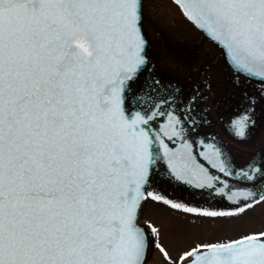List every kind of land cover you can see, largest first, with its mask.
I'll return each mask as SVG.
<instances>
[{
  "label": "snow or ice",
  "instance_id": "obj_1",
  "mask_svg": "<svg viewBox=\"0 0 264 264\" xmlns=\"http://www.w3.org/2000/svg\"><path fill=\"white\" fill-rule=\"evenodd\" d=\"M175 2L237 69L264 80V0ZM148 44L142 0H0V264H147L158 230L146 233L138 213L148 197L163 199L147 191L159 159L149 127L157 113L123 105ZM248 121L233 122L237 136ZM248 168L264 177V164ZM211 180L219 177L197 186ZM180 260L264 264V232Z\"/></svg>",
  "mask_w": 264,
  "mask_h": 264
},
{
  "label": "flooded vegetation",
  "instance_id": "obj_2",
  "mask_svg": "<svg viewBox=\"0 0 264 264\" xmlns=\"http://www.w3.org/2000/svg\"><path fill=\"white\" fill-rule=\"evenodd\" d=\"M199 40L200 47H197L194 54H187L189 57L183 60L175 58L176 62L195 68L189 70L188 75H183L175 69L172 73L166 70L159 74V57L164 61L168 56L171 57L167 54L166 44H159L162 42L159 39L154 46L155 58L157 56L158 59L155 71L159 76H156L154 82L150 80L148 83L157 99L162 101V106L179 117V131L193 144L195 151L208 154L220 165V168L211 167L215 174L228 181L229 187L258 186L264 177L251 172L248 166L260 167L264 164V81L236 73L224 62L218 47L203 33ZM203 43L216 52L214 56L219 63L210 64L206 60L211 55L208 49H203ZM201 64L204 70L199 73ZM219 64L224 75L219 71ZM177 72L179 75L172 77ZM244 116L249 121L245 136L241 138L235 134L233 122ZM239 170L249 171L254 178L236 176ZM170 191L177 197L174 198L177 204L203 212H237L245 204H255L250 201L241 205L231 204L221 195L177 182L171 183ZM262 232L264 228L240 235Z\"/></svg>",
  "mask_w": 264,
  "mask_h": 264
},
{
  "label": "rangeland",
  "instance_id": "obj_3",
  "mask_svg": "<svg viewBox=\"0 0 264 264\" xmlns=\"http://www.w3.org/2000/svg\"><path fill=\"white\" fill-rule=\"evenodd\" d=\"M143 11L148 28L153 31L152 38L155 34L156 39L158 35L160 39L162 38L159 44H166L163 37L167 34L177 39L200 38L198 28L173 0H143ZM203 49H208L207 52L211 55L206 58L210 64L219 63L214 56L216 52H213L205 43H203ZM168 58L164 61L159 57L158 65L161 72L167 70L172 73L175 69L183 75H188L189 70L195 69ZM199 68L198 72L201 73L204 67L202 68L201 64ZM219 71H222L220 64ZM222 73L224 75L223 71ZM165 191L166 189L157 192L164 196L167 195ZM165 199L168 200L166 197L161 200L148 197L140 217L141 222L158 230L155 234V245L159 244L168 253L165 257L159 248L155 246L150 248L147 264H175L184 253L193 248L212 242L226 241L247 231L264 228V201L252 204V207L245 208L243 212L237 211L233 216L209 217L198 214L203 211L185 212L183 207L173 208L171 203H164Z\"/></svg>",
  "mask_w": 264,
  "mask_h": 264
},
{
  "label": "water",
  "instance_id": "obj_4",
  "mask_svg": "<svg viewBox=\"0 0 264 264\" xmlns=\"http://www.w3.org/2000/svg\"><path fill=\"white\" fill-rule=\"evenodd\" d=\"M181 6V5H180ZM185 13V12H184ZM193 21V20H192ZM144 11H143V0H142V24L143 31L146 38L149 41L147 46V60L148 63L144 66L140 72L138 77L129 84V90L124 93V108L127 113L135 114L136 112H140L142 115H151L152 113H157L150 121L149 127L152 129L153 134L157 140L156 150L159 155V159L155 165L154 171L150 178L149 185L147 189L157 181L161 179L171 180L173 182L178 181L184 183L189 186H194L197 188H208L207 186L198 187V184L207 185L209 179L212 177H216L211 174L208 167L204 166L200 160L194 155L192 149L184 144L178 143L175 139V130L171 122L168 121H157L161 116V113L158 110V106L156 104L157 97L152 91V88L147 83L143 82L144 78L147 76L148 66H151V43L149 37L147 35V31L144 26ZM197 25V23L194 21ZM198 26V25H197ZM206 35L217 44V46L221 49L226 64L234 69L235 71L242 73L250 78L259 79L254 76H249L245 72L237 69L231 61V57L226 49L217 41L212 39L210 35L204 31ZM261 80V79H259ZM176 144V145H175ZM167 146V147H165ZM203 170H206V175ZM182 177V178H178ZM213 186L216 187V180H211ZM218 188V187H217ZM223 188V187H222ZM221 188L216 189V192L220 193ZM224 190V189H223ZM229 195H232V201H241L245 198L257 199L262 194H264V180L258 186H251L245 188H234L230 191H225ZM235 194V195H233ZM252 194V195H250ZM145 201L142 202L141 210L138 213V226L142 227L146 233H150L151 230L145 226L144 224L139 223V219L142 215ZM154 236L149 237V245L150 242L153 241ZM231 242V241H230ZM227 242V243H230ZM221 243V244H227ZM149 248L147 252L148 258ZM180 264H188V261H185Z\"/></svg>",
  "mask_w": 264,
  "mask_h": 264
},
{
  "label": "trees",
  "instance_id": "obj_5",
  "mask_svg": "<svg viewBox=\"0 0 264 264\" xmlns=\"http://www.w3.org/2000/svg\"><path fill=\"white\" fill-rule=\"evenodd\" d=\"M151 32H153V31L151 30ZM154 38L156 39V35L154 36ZM159 39H160V37H159ZM163 39L166 43L167 54L171 55V57L170 56H168V57L174 61L177 60L175 58H179L178 60H183L184 57H189V56H187V54H189V53L194 54L197 47H199L200 43H201V40H199L198 37H193L191 39H177V38H173L171 35L167 34L163 37ZM181 64H183V63H181ZM178 75H179L178 72L173 73L172 77H177Z\"/></svg>",
  "mask_w": 264,
  "mask_h": 264
}]
</instances>
